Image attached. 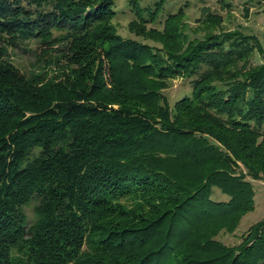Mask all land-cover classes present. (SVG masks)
<instances>
[{
	"label": "trees",
	"instance_id": "trees-1",
	"mask_svg": "<svg viewBox=\"0 0 264 264\" xmlns=\"http://www.w3.org/2000/svg\"><path fill=\"white\" fill-rule=\"evenodd\" d=\"M164 2L132 0V24L156 23ZM114 4L0 0V264H264V220L236 252L202 230L254 208L264 63L250 59L261 44L215 35L178 55L114 34ZM181 14L167 15L164 37H179L169 26ZM30 41L36 65L58 69L22 74L9 51ZM175 77L193 89L175 108L209 125L174 114L162 93ZM215 188L229 200L214 201Z\"/></svg>",
	"mask_w": 264,
	"mask_h": 264
},
{
	"label": "rangeland",
	"instance_id": "rangeland-1",
	"mask_svg": "<svg viewBox=\"0 0 264 264\" xmlns=\"http://www.w3.org/2000/svg\"><path fill=\"white\" fill-rule=\"evenodd\" d=\"M131 1L115 0L116 15L108 23L114 34L122 39L135 40L179 55L184 48L191 45V41L195 43L215 35L242 34L258 45L261 44V52L254 51L250 65L257 66L264 63V0L259 3L250 2V0H225L226 3L221 0H165L163 12L157 22L145 23L144 25L132 24L133 21L137 20V17L130 5ZM159 1L161 0H138V4L141 7H152L154 3ZM180 12L183 14L173 20L169 26L172 31L173 29L179 31V37L175 36L174 39L168 35L164 37L167 32V25L165 24L167 15H177ZM21 48H27L29 52L24 53L22 50L11 49L9 53L11 61L22 74L29 76L31 73H40L43 75L46 71L58 69V64H49L48 67L43 63H40L41 67L36 65L35 53L41 52V47L37 41L27 42ZM102 61L106 65L108 64L105 58ZM96 62L99 63L100 61ZM241 64H239V68H242ZM246 69L248 70V67ZM48 73L45 82L55 76L51 72ZM215 84L219 85L220 82ZM192 90L191 80L175 77L167 80L166 88L162 94L167 97L174 114H182V122L189 126H195L197 123L209 125L210 121L199 117L197 111H191L185 107L175 108V105L179 101L181 102L184 97L192 96ZM210 140L215 142L213 139ZM238 168H241L244 173L248 172L242 164H239ZM246 181L253 185L255 192L253 210L219 217L207 222L202 228L203 232L211 237L213 243L222 245L228 251H238L239 245L242 244L243 238L248 235L250 229L264 220V173H260L258 179L248 176ZM212 195V199L216 202L229 200L228 196L223 195L217 188L214 189ZM26 213L32 218V207L26 208ZM199 239L200 237L196 235L195 241ZM180 253L188 255L191 253V249L182 248Z\"/></svg>",
	"mask_w": 264,
	"mask_h": 264
}]
</instances>
